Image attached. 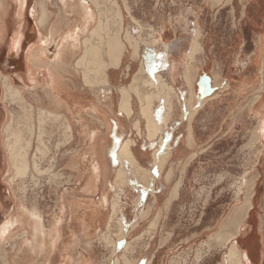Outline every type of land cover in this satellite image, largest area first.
I'll return each instance as SVG.
<instances>
[{"label": "crops", "instance_id": "crops-1", "mask_svg": "<svg viewBox=\"0 0 264 264\" xmlns=\"http://www.w3.org/2000/svg\"><path fill=\"white\" fill-rule=\"evenodd\" d=\"M42 1L26 0L20 6L18 0H8L6 7L8 28L4 38L0 40V209L8 203L10 211L6 210L7 212L3 214V218H0V224L12 212V207L17 204L15 201L20 197L17 189L21 185L15 181L12 183L8 181L12 167L4 136L5 125L11 118L14 121L16 119L19 120L17 123L21 126H27L28 122L26 119L30 120L28 130L32 131V135L28 140L26 138L25 141L40 140L45 143L52 142L55 149L56 143L62 141L61 133L63 128L68 124L64 120H67V116L69 118L71 114L74 118L78 116L81 120L82 118L84 120V122L82 120V123H77L75 118L74 122H71L72 132L70 133L72 142H78V145L83 142L86 143L87 134L96 132L97 144L95 151L97 153L95 157L98 161L101 160V157L109 160L107 165L111 169L110 174L112 176L110 181L112 184L114 173L118 168L116 159L119 149L124 142L132 141L128 152L129 156L134 160V166H130L128 161H124V169L129 173V180L126 184H119L118 189L121 193L127 190L133 195L131 199L133 210H135L134 207H139L137 206L140 203V194L138 192L140 190L148 192V186L142 187L137 184L136 175H138V172L133 171L136 168H139L141 173L150 172L153 175V183L151 184L150 182L149 187L151 188L152 185L150 192L153 188L155 192L157 181L163 180L166 175L177 172L179 175L183 173L182 176H184L189 173L191 168L197 167L198 171L200 170L199 179L197 178L193 181L192 185L190 183L185 184L183 182L184 177L177 181L170 191L172 193L174 188L178 186L177 195L167 205L174 204V201L179 200L183 195L192 194L202 205L201 213L203 216L205 206L209 204L211 196L213 198L214 191L219 193L221 190H225L226 184H228L236 189V199L243 200V190L238 192L239 188H245V184L250 180L254 181L253 195L251 197L252 207L246 217H250V213L256 210L258 206L264 207V179L262 181L261 194L257 200V187L259 181L262 180L257 170L259 158L262 156V151L258 150L256 144L258 143V138L256 139L254 135H251L248 139L242 141L244 146L239 149L236 145L235 135H231V128L237 124L238 116L245 110L253 109L247 107L245 101L253 94L258 83L253 78L243 77V75L249 66L252 64L256 65L253 62L257 54L258 40L256 41L254 52L246 59H240V57L224 58L223 55L215 53L216 50L221 49V46H232L240 40L237 39L235 25L229 27L230 32L233 34L229 38L223 34L225 28L220 32V24L216 20L217 17H211V14L214 15L216 13L215 10H218L220 6H214L208 0V5L186 7V11H184L186 16L179 18L174 23L176 26L178 25L177 28H183L180 30L184 31H169L168 36L163 33L164 36L159 41L160 47H145L143 50H139L135 56L132 55L133 52L127 51L119 60L121 64L119 65L118 63L117 66L110 65V59L105 53V57L101 60L103 63L105 61L102 71L106 82L105 87L103 85L98 86L97 67L91 69L89 76L90 85L83 86L82 68L80 66V68L77 67V62H79L81 57L82 44L79 18L76 17L71 8L62 6L59 0ZM39 5H43V8ZM41 8L44 10L41 11ZM188 14L192 15L188 16ZM41 18H43L42 22ZM184 18L186 20L181 22ZM208 19H210V22L207 21ZM74 27L75 30H73ZM66 35L70 37L73 35L75 37L72 36L73 39H77L76 42L78 41L76 43L74 40L73 44H77L76 46L78 47L75 49V45L72 44L71 48L70 43L67 53L65 50L62 53L63 55L59 56V42L61 39L66 38ZM90 41L91 43L93 42L92 40ZM262 44L264 45V40ZM152 49L166 56L164 58L158 57ZM88 54L86 58L84 57L85 61L92 62V55ZM96 58L94 56L93 62L97 61ZM244 64L245 66H242ZM236 66H240L241 70L235 74L237 81H234L232 75ZM131 67L135 68L132 75L129 74ZM2 77L6 78L3 80ZM202 77L208 78L210 88L213 89V92L208 93L205 97L199 95L197 88V83ZM134 78L138 79V86L140 84L154 83L158 87H154V90L151 91L136 87L137 84L132 86ZM115 80L118 83L126 84H122V86L115 89L110 86L114 84ZM231 86L236 87L235 93H237V97L241 96L243 98L245 96L246 99L244 104L234 101L233 107H227L232 110L229 113L227 122L229 133L219 134L215 137H210L207 134L195 135V129L198 126L204 127L206 125L201 116L204 113L206 115V112L209 113L211 108L217 104L215 101L219 94L224 93ZM121 88L122 90L127 89L126 92H128L130 99L129 110L127 109L128 111L126 112L119 110L120 103L118 101H120L121 97ZM101 90H104L105 98H112V103L105 101V98L101 99L99 97ZM93 105L96 111L92 110ZM29 111L32 114L31 116ZM40 112L43 113L41 115L43 118L39 116ZM46 112L50 114L47 113L46 115ZM93 112H95V115ZM144 113L148 118L145 117ZM103 115L105 120L102 118ZM23 116L28 118L23 120ZM37 117H39L38 121H36ZM23 122L27 123L23 124ZM40 122L43 124L41 125ZM37 123L41 128L39 125L37 126ZM18 130L21 129L19 128ZM25 131L21 130L22 133L24 132L23 134H27ZM166 149L168 150L167 156L165 154ZM243 154L242 163H238V157ZM262 157L264 158V156ZM245 158L249 159V163L244 162ZM159 161H161V166L158 164ZM247 164L249 168L248 177H246L248 172V168L246 169ZM227 165L235 167L233 170L234 174L239 175L241 173L242 175L244 173L245 176L240 175L241 178H232V174L227 172ZM63 171L68 173L65 166H63ZM131 178L133 180L130 181ZM108 183L113 190L114 187L116 188V186L112 187L109 181ZM98 184L100 185V182ZM242 184H244V187ZM76 186L78 187L77 184ZM44 187V185H39L36 188L34 187V189L42 192ZM97 188L99 189L98 185ZM208 189H210L211 193ZM75 194L87 200L94 199L95 202L101 199L99 194L91 198L93 195L87 196L79 190ZM36 196V194H26L28 201H35L37 205H40L41 211L46 213L47 210L44 209V203ZM96 196L98 197L96 198ZM150 196L152 199L156 198L151 193H149ZM242 203L243 201L239 205H242ZM156 217L155 220L157 221ZM151 219L154 218L152 217ZM227 219L224 222L228 221ZM12 229L9 231L10 234H15ZM261 235L264 237V229ZM81 242L82 239L79 243ZM83 242H86V240H83ZM2 248L7 252L10 249L7 245ZM244 251L242 252L245 253ZM8 255L10 259L12 252H8ZM261 258L264 260V252ZM1 260L0 253V264ZM88 261L93 264L90 259Z\"/></svg>", "mask_w": 264, "mask_h": 264}, {"label": "rangeland", "instance_id": "rangeland-1", "mask_svg": "<svg viewBox=\"0 0 264 264\" xmlns=\"http://www.w3.org/2000/svg\"><path fill=\"white\" fill-rule=\"evenodd\" d=\"M105 1L104 8H106L105 11L108 10V12L105 13L107 17V25L106 22L102 23L101 27H99V32L97 29L95 31L96 34L94 33L92 35L93 39L91 40L94 42L91 43L90 41V44H94L95 47H93L97 50V52L95 50L94 52H91V55H95L98 58L96 62L100 64L95 65L96 62L92 61L88 63L84 61L83 66L86 65L85 67L87 70L85 73L83 71L85 68L82 66L83 86L90 85L89 76L91 71L89 72V70H91L93 66L94 69L97 67V71L99 70V74H97L98 86H102L105 82L104 76L101 75L103 74L101 71H103L104 63L99 60L105 57V46L101 42H103L102 40L108 33L117 34L119 28L122 30L119 29L118 39L125 45V52H133L134 47L136 48V53H138L139 50L141 51V49L143 50L145 47H160L159 41L160 38L164 36L163 33H166L165 36H168L169 31H184L180 30L183 28H177L178 25L176 26L174 23L179 18L186 16V14H184L186 7L208 5V0H116L118 2L117 8L119 7L117 10L112 7L107 0ZM209 1L214 6H220L218 10H215L216 13L214 15L211 14V17H217L216 20L220 24V32L225 28L223 34L225 37L229 38L233 36L229 27L235 25L236 36L237 39L240 40L232 46H221V49L216 50L215 53L223 55L224 58L240 57V59H246L254 52L256 41L258 40L257 50L259 52V60L257 65L252 64L249 66L243 75V77L253 78L256 83H258V86L255 88L253 94L247 99L244 95L243 98H241V96L237 97V93H235L236 87L234 86H231V88L224 93L219 94L215 101L217 104L211 108V112H206V115L204 113L203 116H201L206 125L204 127L198 126L197 129H195V135L199 134L200 136L207 134L210 137H215L219 134L229 133L227 122L229 120V113H231L232 110L227 107H233L232 105L234 104V101H239V103L244 104L246 99L245 105L253 109L249 108L250 110H245L240 116H238L237 124L231 128V135H235V140L237 141L236 145L239 149H242L244 146V143L242 142L243 140L254 135V138H258V143H256L257 148L259 151H262L261 155L264 156V127L262 124V116L264 115V91L260 93L258 92L261 88L260 85L264 83V45L262 44L264 40V0ZM99 8L100 7H98V9ZM108 14L110 15L108 16ZM191 15L192 14H188V16ZM3 16L6 27L8 28L6 21L7 9ZM184 20H186V18L181 22H184ZM207 21L210 22V19ZM170 22L172 23L170 24ZM105 28H107V30H105ZM104 30L105 32H103ZM96 35L102 37L100 38V44L99 41L97 43V40L100 39H98ZM125 35L126 37L128 36L127 38L130 40L126 41ZM83 36L84 35H82V37ZM89 36L90 34L88 37ZM152 50L154 51V54L159 52L155 49ZM95 53H97L98 56ZM88 55H90V53ZM120 64L121 63H119V65ZM243 66H245V64ZM130 69L131 71L129 74L132 75L135 68L131 67ZM240 70V66H236L235 72L232 75L234 81L237 79L235 74ZM122 84L125 85L126 83H118L115 80L114 84L110 86H113V88L116 89L117 87L122 86ZM149 85L140 84V86H138L137 82L136 87L138 86L142 89L153 91V88L157 86L152 84ZM103 87H105V85H103ZM103 91L104 90L99 92V97L101 99L105 98V92ZM257 94L259 95V98L257 100L255 99L256 102H253L251 99L256 97ZM107 101L112 103V98H107ZM102 117L103 120H105V117ZM79 121L82 123L81 118ZM16 127L21 130L23 129V131L26 129L27 135L26 133L24 135L22 133L23 138L26 139L31 137L32 131H28L27 127L21 128V125ZM65 128H63L61 133L62 141L56 143L57 146H55V149L53 148L52 142L45 143L44 141H40L39 144V141H30L32 147L30 146L31 148L27 151L26 156L28 171L22 179H14L17 184H21L17 189L20 195L18 198L19 202H17L18 200L15 202L19 204L22 201L21 203L26 204L27 206H31L32 204L37 205L35 201L30 202L26 197V194H36L39 197V200L44 203V209L47 210V214H45L44 217L49 220H51L53 215L57 212V200L59 195L65 190L73 189L76 185L73 177L74 173L68 168L70 154L77 151V149L82 154H85L82 156L83 160L80 163L82 173L85 174V172H88L89 170L88 163L90 159L95 158L94 153H97L95 151L97 144L96 138L93 141H90L91 150L89 151L84 147L85 142L80 145H78V142H72V137L70 136L71 133H69L70 131L67 129V124L65 125ZM11 140L12 137H8L6 140V145H8V147L10 146L9 141ZM243 156L244 154L238 157V163H242ZM261 157L259 158L257 165V170L262 179L259 181L257 187V200L261 194L262 181L264 179V158ZM11 162L12 160L10 159V163ZM244 162L249 163V159L245 158ZM63 166L66 167L68 173L63 171ZM234 168L233 165H227V172L232 174V178H241V176H245L244 173L242 175L241 173H238L239 175L234 174ZM247 168L248 164L246 166V169ZM248 170L249 168L247 171ZM182 174L183 173H180L179 175V173L174 172L173 174L166 175V178L163 180L157 181L156 190L154 192L155 199H152L151 196L149 197L150 189L152 188V185L151 188L149 187V183H153V175H151L150 172H145L143 173V176L141 174L143 179L138 176L139 174L136 175V179L138 180L137 184H140L142 187L148 186V192L142 190L138 192V194H140V203L137 205L139 207H134L135 210L132 209L131 199L133 195L131 193L127 190H124L123 193H120L121 191H119L117 193H120V196L117 199L113 188H107V186H105V189L108 191L107 207L99 208L102 214L96 224H94L95 226L91 237L86 238L82 235L77 236L78 243L82 239V242L79 243L75 249L77 260L80 259L81 261H87L90 259L93 264H115L116 258L120 257L122 254L121 252H123V249L129 243V250L133 251L132 255H130L132 261L134 260V264H146L148 261H151V264H229L227 262V255L232 244L236 243V247L240 252L246 250L244 251L246 255L250 259L253 257V260L251 259L252 264H264V260L261 258L264 252V237L261 235L264 229V207L258 206L256 210L250 213V217H246L248 211L244 212L248 195L251 193L249 197L250 201L253 195V189L250 191L249 187L252 183L254 185V181L250 180L245 184V188H239V192L243 190V200L236 199V189L228 184H226L225 190H221L219 193L214 191L215 194L213 195V198L211 196L209 204L205 206L203 216L201 213L203 207L192 194L183 195L179 200L174 201V204L167 205L169 201L171 202L175 198L172 193H170L173 185H175L177 181H180L182 177H184L183 182L185 184L190 183L192 185L193 181L197 178L199 179L200 170L198 171L197 167H194L184 176H182ZM111 176L112 175L110 174V177ZM226 176L228 177V175ZM248 176L249 171L246 173V177ZM110 177L106 178L105 184L108 183V181L111 183ZM131 180L133 179L131 178L130 181ZM101 184L103 183L101 182L100 185L98 184L99 189L104 188ZM39 185L45 186L42 192L34 189V187L36 188ZM106 185H109V183ZM111 185L114 187L112 183ZM242 185L244 187V184ZM114 189L115 191L118 190L115 187ZM208 190L210 191V189ZM92 197L93 196H91V198ZM97 197L98 196H96V198ZM241 201H243V203L242 205H239ZM99 202L100 200L95 203L98 204ZM112 202L115 203L117 212L119 213L116 217H113L110 227L106 232L105 220L110 215L109 211H111ZM16 205H14L12 212L4 220L12 216L18 206ZM37 206L40 209V205ZM149 206L150 210L148 208ZM6 210L10 211L8 203L5 207L0 209V218H3V214L7 212ZM147 210V216L142 219L141 217H143L144 212H147ZM155 216L158 218L157 223L151 228L149 225L155 220ZM152 217L154 219H151ZM226 219L228 221L224 222ZM134 222L138 227L136 226L135 228L133 226ZM73 224L74 222H72V220H66L63 222L65 233L68 229L74 228ZM120 225H122L124 231L122 237ZM12 230L15 235L16 233L19 234L18 232L21 230V226L17 225ZM218 233L224 235L222 236V239H225L230 235H234V239L225 243L217 244L214 237ZM64 239L65 238L63 237L60 243H62ZM83 240H86V242L91 241L90 247L86 246V242H83ZM8 250V252H10V249ZM8 252L6 250L1 251V258L9 256ZM58 252L59 250L57 249L56 255L53 257V261L56 263L60 261V253ZM241 254L242 256L244 255L243 252ZM87 262L89 263V261Z\"/></svg>", "mask_w": 264, "mask_h": 264}, {"label": "bare ground", "instance_id": "bare-ground-1", "mask_svg": "<svg viewBox=\"0 0 264 264\" xmlns=\"http://www.w3.org/2000/svg\"><path fill=\"white\" fill-rule=\"evenodd\" d=\"M25 1L26 0H18V2H19L18 4L21 6V4H24ZM59 1H61L60 3L62 4V6L66 7V8H71L74 11V13L76 14V17L79 18V22H80V29H79V31H80L81 35H84V36L82 37V42H81L82 43L81 44V57L79 58L80 59L79 62H77V67L78 68H80V67L82 68V66L84 64V61H85V58H86V55L88 53H90V55H91V52H94V50L97 52L96 48H94L95 47L94 44L88 45V44H90V40L93 39L92 38V35L95 33V31L97 29H98V32H99V30H100L99 27H101L102 23L106 22V25H107V17L105 15V13H107L108 10L105 11L106 8H104V5H105V2L106 1L105 0H102V1H99V0H59ZM215 1H219V0H212V2H215ZM107 2L110 3V5L112 7L116 8L118 10L119 7L117 8L118 2L116 0H107ZM7 5H8V0H0V40H2L4 38V35L7 32L6 23L4 21V16H3V14L5 13V11L7 9L6 8ZM43 5H44V2H43ZM43 5H39V6L43 8ZM98 5H100V6H98ZM98 7H100V8L98 9ZM42 8H41V11L44 10ZM115 12H116V10H115ZM42 14H43V12H42ZM42 14H41V16L43 17L45 15V13H44V15H42ZM109 15L110 14H108V16ZM45 17H47V16H45ZM43 18H41V22H42ZM44 19H46V18H44ZM121 20H118V21H121ZM74 21H76V20H74ZM53 24H54V22H53ZM76 26H78V25H76ZM103 27H104V25H103ZM119 29H118L117 34L116 33L115 34H109V33L107 34V33H105L107 35H105L104 39L102 40L103 42H101L105 46V53H106V55H108V57L110 59L109 60L110 61V65H115V66L118 65L119 60L124 55L125 49H126L125 48V45L123 44V42L118 39ZM73 30H75V27H74ZM105 30H107V28H105ZM105 30L103 32H105ZM110 32H111V30H110ZM87 34L88 35L90 34V36L88 37ZM86 35H87L88 38L86 37ZM72 36L70 37V36L66 35V38L60 40V42H59V48H58L59 51H60L59 52V56L60 55H63L62 53L65 50H66V53H67V50L70 47V45H69L70 43H71V48H72V44H73V42L75 40V39H73L74 36L73 37ZM98 36H97L98 39L102 38V37H98ZM127 37L125 35L126 41L130 40ZM76 40H75V42H76ZM98 41H99V44H100L101 39L100 40H97V43H98ZM73 45H75V49H76V47H78V46H76L77 44H73ZM92 48H94V49H92ZM136 52H137L136 51V48L134 47L133 48L132 55L135 56ZM256 53L257 54L255 56L254 63H256V65H257V62L259 60V52H258V50H257ZM95 54H97V53H95ZM99 55H101V54H99ZM156 55L158 57H163V58L166 56L163 53L162 54L161 53H157ZM94 56L95 55L92 54V57L93 58H94ZM97 56H98V54H97ZM87 57L89 58V56H87ZM92 57H91V60L93 61V58ZM96 59H98V58H96ZM101 60H99V61H101ZM90 62H88V63H90ZM104 63H105V61H104ZM97 64H100V63H97L96 62L95 65H97ZM85 66L86 65L83 66L85 68L83 70L84 72L87 70ZM107 68H109V67H107ZM92 69H94V66H93ZM90 71L91 70H89V72ZM98 71H97L96 75L99 74ZM37 72H38V70H37ZM101 73H103V72L101 71ZM103 74H101V75H103ZM149 77H150V75H149ZM2 78L4 80V78H6V77H2ZM148 79H151V78H148ZM137 82H138V79L137 78H134L132 80V86L134 84H137ZM156 82H157V80H156ZM107 84H108V82H107ZM148 84H150V83H148ZM152 84L155 85L154 83H152ZM103 85H106V82H104ZM130 86H131V84H130ZM149 86H151V85H149ZM260 86H261V88L258 91L259 93L264 91V83H262ZM160 87H163V86H160ZM11 88H10V90H12ZM7 89H9V88H7ZM50 90H52V89H50ZM120 90H121L120 91L121 92V94H120L121 97H120V101H118L120 103L119 110L120 111H123V112H126V111L129 110V107H128L129 104H130L129 95H128V92H126L127 89H123L122 90V88H121ZM15 96H16V94H15ZM147 98H145V99H147ZM258 98H259V95L257 94L256 97L252 98L251 100L253 102H256V100ZM72 99H74V98L72 97ZM108 100H110V99H108ZM150 100H151V98H150ZM150 100H149V102H150ZM105 101H107V98L105 99ZM139 102L142 103V101H140V100H139ZM100 107H102V106H100ZM23 110H24V108H23ZM58 110H60V109H58ZM92 110L93 111H96V108H95L94 105L92 107ZM30 111H29V114H30ZM68 111H70V110H68ZM42 112H40L41 114L39 116L43 115ZM47 113L48 112H46V115H47ZM20 114H21V112H20ZM48 114H50V113H48ZM93 114L95 115V112H93ZM31 115L32 114H30V116ZM144 115H145L146 118H148L145 113H144ZM53 116H51V117H53ZM23 117H24L23 118V120H24V119L28 118L29 115L26 118H25V116H23ZM60 117L62 118V116H60ZM38 118L39 117L36 118L37 119L36 121H38ZM44 118L46 119L45 116H44ZM56 118H57V115H56ZM75 118H76L75 121L77 123H79L80 122L79 121L80 120V117L77 116ZM75 118L71 114V116L69 118L67 116V120H64L63 119L64 121H66L68 123L67 124V129L70 132H72V126H71L72 123L71 122H74V119ZM41 119H39V120H41ZM56 120H58V119H56ZM17 121H14L13 118H11L10 121L5 125V129H4L5 139L7 140L8 137H12V140L9 141L10 146L8 147V145H7L8 151H9V154H10V159L12 160V162H11L12 170H11V173H10V175L8 177L9 183H12L14 181V179H17V178H21L22 179L25 176V174L27 173V171H28V163H27V160H26V156H27V151L29 150V148L31 146L30 145L31 142L30 141H27L28 138H27V140L25 142V140H24L25 138H23V135L24 134L22 135L21 130H18L19 128L16 127L19 124V123H17ZM26 121L28 123H30L29 120L26 119ZM27 122H23V124L24 123L26 124ZM28 123H27V126L24 125V126H21V128L22 127L23 128L24 127H27V129H29L28 128ZM38 123H37V126L39 125ZM40 123H41V125L43 124L42 122H40ZM262 124H263V127H264V115L262 116ZM31 125H33V124L31 123ZM39 127H40V125H39ZM31 130H32V128H31ZM68 130H67V132H68ZM28 131H30V130H28ZM95 133L96 132H91V133H88L87 134V139H86L87 142L85 143V146L84 147H86L87 150H89V151L91 150L90 141H93L96 138V134ZM68 137H69V135H68ZM39 139H41V138H39ZM39 142H40V140H39ZM131 143H132V141L128 140V141L124 142L123 145H121V147L119 149V153H118V156H117V159H116V162L118 164L117 165L118 168H117V170H116V172L114 173V176H113L114 177L113 184H114V186H116L117 189L119 187V184L120 185L121 184L122 185L123 184H126L127 181L129 180V176H128L129 173H128V171H126L124 169V161H128L130 166H134V163H133L134 160L132 159V157L129 156V152H128L129 145H131ZM94 154H96V153H94ZM165 154H166V156L168 155V150L167 149H166ZM70 155L71 156L69 158V162L67 160V162H68V168L73 171V173H74L73 174V177L75 179V184H78V187L75 185L73 189L65 190V191L62 192L61 195H59L58 200H57V202H58L57 212L53 215V218L51 220L45 219L44 215L47 214V213L42 212L38 208V206L36 204L33 205L31 203L32 204L31 206H27L26 204L21 203L22 201L19 204H17L18 206L16 205L17 207H16L14 213L12 214V216H10L8 219H6L3 222V224H2V226L0 228V242H1L0 243L1 244L0 245L1 246V250L0 251H4V248H2V247L5 246V245H7L10 248V252H12V257L10 259H9V256L2 257V263L1 264H53V263H56L55 261H53V259H54L53 257H54V255H56L57 249L59 250L58 253H60L59 254L60 255L59 256V260L60 261L58 260L59 262L56 263V264H90V263L87 262L88 260L87 261H83V260L81 261L80 259L77 260V258H76V254H75L76 251H75V249H76V246H78V244H79L78 243V240H77V236L78 235H82V236H85L86 238L87 237H91L92 236L91 234L93 233L94 226H95L94 224L98 221V219L101 217V214H102V212H100V209L99 208L100 207H104V208L107 207V202H108L107 201V195H108V191L105 189L106 188L105 186H107V188H109L111 186L110 185H106L108 183L105 184V180H106V178H109L110 177L111 169L107 165L109 163V160L108 159L101 157V160L98 161L97 158L95 157V158H91L90 159V161L88 163L89 164V170H88V172H85V174H83L80 163L83 160V157L82 156H84L85 154H82L80 151L77 150V151H74ZM162 158H161V160H162ZM158 164H159V166H161V161H159ZM99 165H100V167H99ZM127 170H128V168H127ZM133 171H137L138 174H139L138 176L141 179H143L142 178L143 173H141V171L139 170V168H136L135 170L133 169ZM141 174H142V176H141ZM133 176H135V175H133ZM99 182L100 183L101 182L102 183L104 182L103 183V186H102L104 188H101L102 190L97 188V185H98ZM252 185H253V183L249 187V190L250 191H252V189H253V186ZM177 189H178V186L176 188H174V190L172 192V195L174 197H176V195H177ZM78 190L81 193L86 194L87 196L88 195L89 196L90 195H93V197H94V195L99 194L100 197H101V199L99 198L100 199V202L97 204V203H95L94 199L87 200L86 198L85 199L84 198H81V197L79 198L80 195H78V194L76 195L75 194ZM119 191H120L119 189L116 190V191L114 189V192H115V195H116V198L117 199H118V197L120 196V193H121V192L120 193H117ZM150 193H151L152 196H154V188H153V190H151ZM250 195H251V193H250ZM250 195H248V199L246 201V207H245L244 212L245 211L246 212L249 211L251 209V207H252L251 201L249 199ZM17 202H19V200ZM109 213H110V215L108 216L107 220L105 221V231L109 229L113 217L114 216L116 217L117 214L119 213V212H117V208L115 206V203H113V202L111 204V211H109ZM147 213H148V210H147V212H145L143 214V217H141V218L144 219L145 216H147ZM156 219H158V218L156 217ZM66 220H72V222H74V224H73L74 225V228L73 229H68V231L65 233L64 228H63V222H65ZM113 222H114V220H113ZM156 223H157V221L154 220L152 223H150L149 227L153 228L156 225ZM118 224H120V223H118ZM17 225L21 226V230L19 232L17 231L19 234H17V233H16V235L15 234H9V231L12 228L16 227ZM120 226H121V237H122V234L124 233V231H123L122 225H120ZM133 226L135 228H136V226L138 227V225H136L135 222H134V225ZM222 236H224V235L218 233L214 237V239L216 240L217 244L225 243V242H228V241H231V240L234 239V235H230L229 237H227L225 239H222ZM63 237L65 239L62 241V243H60V241L63 239ZM90 242L91 241L86 242V246H90V244H91ZM129 247H130V245L128 243L126 245V247L123 249V252H121L122 254L120 255V257L119 258H116L115 264H134V260L132 261V258H131V255H132L133 251L132 250L130 251L129 250ZM227 262L229 264H252L251 259L246 255V253H244V255L242 256L241 252L236 247V243H233L232 246H231V249L229 250V253L227 255ZM146 264H151V261L146 262Z\"/></svg>", "mask_w": 264, "mask_h": 264}, {"label": "water", "instance_id": "water-1", "mask_svg": "<svg viewBox=\"0 0 264 264\" xmlns=\"http://www.w3.org/2000/svg\"><path fill=\"white\" fill-rule=\"evenodd\" d=\"M198 93L201 97H205L208 93H212L213 89L210 88L209 80L206 77L200 78L197 83Z\"/></svg>", "mask_w": 264, "mask_h": 264}]
</instances>
